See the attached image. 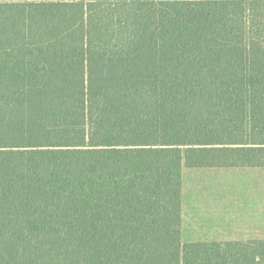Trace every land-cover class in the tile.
<instances>
[{
    "label": "trees",
    "instance_id": "16d2710c",
    "mask_svg": "<svg viewBox=\"0 0 264 264\" xmlns=\"http://www.w3.org/2000/svg\"><path fill=\"white\" fill-rule=\"evenodd\" d=\"M252 171L264 0H0V264H264L184 239L190 174Z\"/></svg>",
    "mask_w": 264,
    "mask_h": 264
},
{
    "label": "rangeland",
    "instance_id": "374dc122",
    "mask_svg": "<svg viewBox=\"0 0 264 264\" xmlns=\"http://www.w3.org/2000/svg\"><path fill=\"white\" fill-rule=\"evenodd\" d=\"M186 184L189 193L185 241H227L264 236V173L204 172L190 174ZM201 187L211 189L212 197L203 195ZM222 193L229 206L218 202ZM234 203L236 208H232Z\"/></svg>",
    "mask_w": 264,
    "mask_h": 264
}]
</instances>
